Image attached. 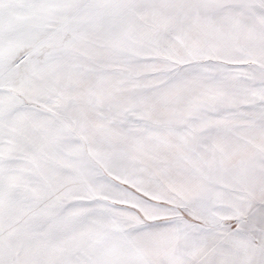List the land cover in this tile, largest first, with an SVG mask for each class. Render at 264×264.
Segmentation results:
<instances>
[{"label": "snow or ice", "instance_id": "obj_1", "mask_svg": "<svg viewBox=\"0 0 264 264\" xmlns=\"http://www.w3.org/2000/svg\"><path fill=\"white\" fill-rule=\"evenodd\" d=\"M0 264H264V0H0Z\"/></svg>", "mask_w": 264, "mask_h": 264}]
</instances>
